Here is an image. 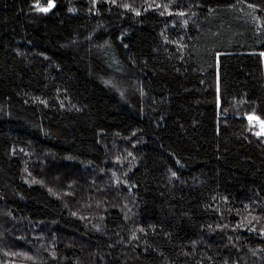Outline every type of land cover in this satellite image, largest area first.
Here are the masks:
<instances>
[{
  "label": "trees",
  "instance_id": "obj_1",
  "mask_svg": "<svg viewBox=\"0 0 264 264\" xmlns=\"http://www.w3.org/2000/svg\"><path fill=\"white\" fill-rule=\"evenodd\" d=\"M260 19L0 0V264H264Z\"/></svg>",
  "mask_w": 264,
  "mask_h": 264
},
{
  "label": "rangeland",
  "instance_id": "obj_2",
  "mask_svg": "<svg viewBox=\"0 0 264 264\" xmlns=\"http://www.w3.org/2000/svg\"><path fill=\"white\" fill-rule=\"evenodd\" d=\"M260 21H261V24L264 23V20L260 19ZM262 61H263V67H264V53H262ZM248 119H249V122L251 123V125L253 126L255 132L258 135L264 136V121L262 119H260L259 117H255V116H249ZM124 151H127V150L124 149L122 151V153H124ZM125 157L126 156H124L122 158V156H120L119 158H117V159L114 160V164H113V167H114V169H113V171H114V177H116V179L113 180V187H114V189H117V191L119 189H122V190L124 189L123 188L124 186H122V184L125 183V177L123 176L122 172L119 173V171H117L115 169V167L116 168L121 167L123 161L125 163V160H124ZM111 164H112V162H111ZM117 172H118V174H117ZM104 175H106V174H104ZM106 183H111V181H107ZM102 190H104V189H102ZM122 190L120 191V193L119 192L117 193L118 196H119V194H121Z\"/></svg>",
  "mask_w": 264,
  "mask_h": 264
},
{
  "label": "snow or ice",
  "instance_id": "obj_3",
  "mask_svg": "<svg viewBox=\"0 0 264 264\" xmlns=\"http://www.w3.org/2000/svg\"><path fill=\"white\" fill-rule=\"evenodd\" d=\"M40 10H41V11H45V12L48 11L47 8H41Z\"/></svg>",
  "mask_w": 264,
  "mask_h": 264
}]
</instances>
